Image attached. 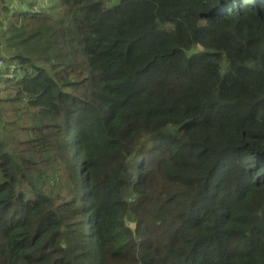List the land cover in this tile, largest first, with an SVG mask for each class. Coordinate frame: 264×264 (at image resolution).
I'll return each instance as SVG.
<instances>
[{"label": "trees", "instance_id": "1", "mask_svg": "<svg viewBox=\"0 0 264 264\" xmlns=\"http://www.w3.org/2000/svg\"><path fill=\"white\" fill-rule=\"evenodd\" d=\"M46 9L0 24V264H264V0Z\"/></svg>", "mask_w": 264, "mask_h": 264}, {"label": "rangeland", "instance_id": "2", "mask_svg": "<svg viewBox=\"0 0 264 264\" xmlns=\"http://www.w3.org/2000/svg\"><path fill=\"white\" fill-rule=\"evenodd\" d=\"M32 1L33 0H26L27 3ZM27 3H24L23 1L20 0H0V24L6 22V19L9 17L10 13L19 15L20 12L22 11H26L27 9L35 10V8H38L39 11L41 12V10H45L46 8H47L46 10L52 8L53 3L55 5L57 4V0H36L35 2H33L35 3V5H31V6H28ZM0 66H2L4 69L7 67L6 64H2V63H0ZM9 69H10L9 70L10 75H12V77L15 80H19L15 78L14 65H9Z\"/></svg>", "mask_w": 264, "mask_h": 264}, {"label": "built area", "instance_id": "3", "mask_svg": "<svg viewBox=\"0 0 264 264\" xmlns=\"http://www.w3.org/2000/svg\"><path fill=\"white\" fill-rule=\"evenodd\" d=\"M35 12H38L39 11V9L38 8H35V10H34Z\"/></svg>", "mask_w": 264, "mask_h": 264}, {"label": "clouds", "instance_id": "4", "mask_svg": "<svg viewBox=\"0 0 264 264\" xmlns=\"http://www.w3.org/2000/svg\"><path fill=\"white\" fill-rule=\"evenodd\" d=\"M16 70V69H15ZM135 201V200H134Z\"/></svg>", "mask_w": 264, "mask_h": 264}]
</instances>
